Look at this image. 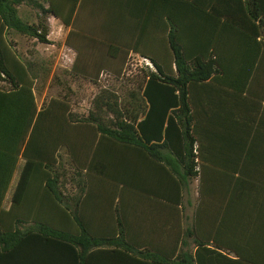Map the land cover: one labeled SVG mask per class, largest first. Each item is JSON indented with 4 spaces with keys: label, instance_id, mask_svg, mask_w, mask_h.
<instances>
[{
    "label": "trees",
    "instance_id": "16d2710c",
    "mask_svg": "<svg viewBox=\"0 0 264 264\" xmlns=\"http://www.w3.org/2000/svg\"><path fill=\"white\" fill-rule=\"evenodd\" d=\"M28 5L39 11L36 23L22 15ZM49 16L71 29L75 75L94 71L95 82L104 71L119 76L137 55L154 68L145 88L139 84L123 104L102 91L95 111L83 117L67 97L39 107L37 65L19 52L16 39L49 44ZM76 35L90 39L89 47L72 42ZM101 49L106 60L93 69L85 56ZM263 82L264 0H0V230L33 224L14 237L40 233L48 244L62 245L68 264H89L90 252L101 248L122 264H264V249L227 247L196 227V254L139 246L124 221L125 242L98 240L82 212L100 191L99 180L113 196L112 208L123 207L126 192L156 195L157 165L179 192L194 179L202 191L211 130L223 119L244 124L260 116ZM244 143L247 150V136Z\"/></svg>",
    "mask_w": 264,
    "mask_h": 264
},
{
    "label": "crops",
    "instance_id": "0c3cea01",
    "mask_svg": "<svg viewBox=\"0 0 264 264\" xmlns=\"http://www.w3.org/2000/svg\"><path fill=\"white\" fill-rule=\"evenodd\" d=\"M143 84L145 88L147 82ZM263 84L257 90L262 96ZM236 120L223 119L211 130L206 155L210 163L204 168L202 191L201 182L194 179L179 192L176 180L157 173L162 170L157 165L152 167L151 177L158 195L126 192L123 207L116 209L111 206L113 196L106 192L105 181L99 180L100 191L90 194L82 205L89 232L98 240L112 237L120 244L126 240L120 226L124 221L139 246L167 248L168 253L178 247L196 254V227L198 233L208 232L227 247L264 249V111L244 124ZM141 170L142 178L150 176L145 164ZM31 227L33 224L8 225V231L0 230V264H68L62 245L48 244L40 233L14 237L18 229L24 232ZM111 256L106 248L93 250L89 264H122L121 257L112 260ZM73 264L80 263L75 260Z\"/></svg>",
    "mask_w": 264,
    "mask_h": 264
},
{
    "label": "rangeland",
    "instance_id": "374dc122",
    "mask_svg": "<svg viewBox=\"0 0 264 264\" xmlns=\"http://www.w3.org/2000/svg\"><path fill=\"white\" fill-rule=\"evenodd\" d=\"M22 15L32 23L38 21L39 11L32 6H24L21 9ZM50 28L49 44H40L32 38L18 37L19 52L27 59L33 60L37 65V99L39 107H43L51 99H62L67 97L71 102L72 111L79 117L88 116L90 112L95 111L93 102L102 91H109L119 98L120 103H125L130 98V92L138 91L139 84L146 80L148 74L154 71L152 66L146 64L140 57L132 56L121 74L115 75L112 72L104 71L99 78L94 81V71L88 73V77H81L73 73V67L77 57L76 51L67 45V38L70 28H67L60 20L52 16L47 18ZM83 42L89 47L90 39L83 40L72 37V42ZM92 51V50H91ZM104 50H93L88 52L85 60L93 69L97 64L104 63ZM84 60V62H85ZM94 65V66H93ZM116 66V65H115ZM113 68V66H112ZM111 120L112 115L105 116ZM63 162L66 164L68 180L72 177V168L69 166V158L66 151H62ZM71 186H68V190Z\"/></svg>",
    "mask_w": 264,
    "mask_h": 264
},
{
    "label": "built area",
    "instance_id": "2783aa9c",
    "mask_svg": "<svg viewBox=\"0 0 264 264\" xmlns=\"http://www.w3.org/2000/svg\"><path fill=\"white\" fill-rule=\"evenodd\" d=\"M145 62H146V64H148L149 63V65H147V66H152V64L150 63V62H148V61H146V60H144ZM153 67V66H152Z\"/></svg>",
    "mask_w": 264,
    "mask_h": 264
}]
</instances>
